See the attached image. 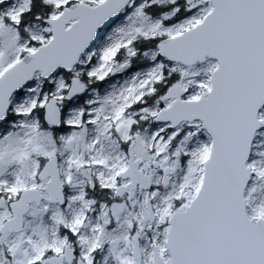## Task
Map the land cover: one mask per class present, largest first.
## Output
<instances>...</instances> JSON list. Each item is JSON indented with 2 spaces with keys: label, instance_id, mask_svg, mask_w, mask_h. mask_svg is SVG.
<instances>
[{
  "label": "snow or ice",
  "instance_id": "1",
  "mask_svg": "<svg viewBox=\"0 0 264 264\" xmlns=\"http://www.w3.org/2000/svg\"><path fill=\"white\" fill-rule=\"evenodd\" d=\"M0 264H264V0H0Z\"/></svg>",
  "mask_w": 264,
  "mask_h": 264
}]
</instances>
